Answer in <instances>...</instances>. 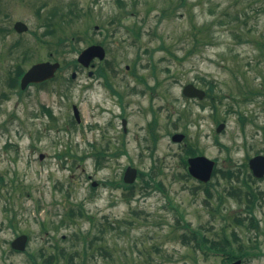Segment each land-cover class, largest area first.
Masks as SVG:
<instances>
[{
	"label": "rangeland",
	"instance_id": "374dc122",
	"mask_svg": "<svg viewBox=\"0 0 264 264\" xmlns=\"http://www.w3.org/2000/svg\"><path fill=\"white\" fill-rule=\"evenodd\" d=\"M124 2L0 0V28L7 29L0 32V264H71V258L76 264H227L196 245L201 236L227 238L245 254L242 264H264V178L251 183L260 193L254 210L259 227L249 220L238 224L250 213L227 193L231 186L245 189V165L264 155V58L257 44L264 42V0ZM50 12L55 33L45 36ZM16 21L26 23L28 32L14 31ZM139 28L135 39L128 30ZM16 41L32 49L25 70L50 60L52 52V61L61 64L55 78L23 92L10 89L8 70L17 55L8 51ZM91 44L107 54L90 68L117 69L108 75L125 91V110L101 79L88 78V69L76 64ZM209 82L216 85L212 92ZM187 84L208 97H185ZM256 90L261 93L250 94ZM152 119L158 124L155 145L148 130ZM220 123L225 127L217 132ZM175 133L184 134V141L173 142ZM110 139L113 156L98 164L91 143L105 146ZM122 147L124 153H116ZM191 153L215 160L216 169L235 170L239 179L217 173L206 184L198 182L184 163ZM128 165L143 175L125 192L117 183ZM93 181L100 183L95 191ZM20 234L29 237L27 249L15 253L10 242ZM84 238L95 240L86 254Z\"/></svg>",
	"mask_w": 264,
	"mask_h": 264
},
{
	"label": "trees",
	"instance_id": "16d2710c",
	"mask_svg": "<svg viewBox=\"0 0 264 264\" xmlns=\"http://www.w3.org/2000/svg\"><path fill=\"white\" fill-rule=\"evenodd\" d=\"M119 5L123 6L124 5V2L122 0H117ZM187 4V0H180V4L181 6H185ZM177 5L176 7H171L169 9V12H173V11H176V9L178 8ZM2 12V11H1ZM164 16H167V11H164L162 16H161V19L164 18ZM50 20V18H49ZM48 20V21H49ZM50 26V25H48ZM48 33H50V30L48 31ZM21 43L20 42H17L14 47L15 48H19V45ZM257 44L259 46V50H260V54L262 55V57L264 58V42L262 41H257ZM27 60V58H24V59H20V60H17V63L14 65L13 68L9 69L8 71V79L6 81V85L10 88V89H18L19 87V79L21 78V76L23 75L24 73V68H23V63H25ZM209 84H211V92L213 91V88L216 86L213 82H209ZM264 86V85H263ZM261 91L260 90H256L255 92L251 91V95H258L260 94ZM4 96L6 94L2 93ZM213 109L216 110V106L213 105ZM184 162L185 164L187 163L186 160L184 159ZM248 168V165H245V168ZM217 173H221L223 178L224 179H227V180H231L232 179H239L240 176H238V173H236L235 170H227V171H222L220 169H216L215 170V173L214 175L216 176ZM246 177H248L247 179H244L243 180V184L245 185V189L242 190L241 187H234V186H231V188L229 189V191H227L228 195L232 196L233 198L237 199L239 202H241L242 204H244L245 206V209L247 210L248 213H250L249 217L248 216H241V217H238L237 222L239 225H244L246 220H249L250 221V224L254 227H259V224L256 220V217L254 216V210L256 208V204L259 203V194L258 192H256L254 189H253V186L251 185L252 182H256L257 180L255 178H253V176L251 175V173H247L245 174ZM209 196L210 193L208 192ZM79 214L83 215L84 214V209L82 207H79L78 209H75ZM75 210L73 209L72 210V217L75 215ZM104 225L102 224V227ZM106 226V225H105ZM194 233H192L193 235ZM197 235V234H195ZM235 237H236V234H234ZM195 238V237H193ZM84 240V247H85V250H84V253L86 254L88 252V249L87 247L89 246V248L91 249V247L93 249H95L94 247V244H95V240H91V241H88L86 238L83 239ZM199 242H197V246L200 247L201 250L204 251V253L206 255H210V254H207L208 252L213 254V255H220L223 257V260L225 263H228L229 261L233 260V259H236V258H243L245 256V254H240L239 252L236 251V249H234L232 247V244L231 242H229V240L227 238H225L224 240L222 241H211L209 239H206L205 237L201 236L198 238ZM97 249V247H96ZM34 258V257H33ZM87 258V255H85L84 257H82L83 260H85ZM71 264H76L74 263V260L71 258Z\"/></svg>",
	"mask_w": 264,
	"mask_h": 264
},
{
	"label": "water",
	"instance_id": "95a60500",
	"mask_svg": "<svg viewBox=\"0 0 264 264\" xmlns=\"http://www.w3.org/2000/svg\"><path fill=\"white\" fill-rule=\"evenodd\" d=\"M15 28L19 32L28 30V26L23 22H17ZM104 49L101 46H91L87 48L80 56L79 61L85 65H88L95 56H99L101 59L104 58ZM59 63L51 64L50 62L39 63L34 65L21 80V88L24 90L30 83H41L45 80L51 79L55 76ZM184 95L190 98L199 97L203 99L206 95L205 91L196 88L194 85L189 84L184 88ZM225 124H220L217 131L220 132L224 128ZM173 141L181 142L184 139V135L176 134L173 136ZM189 171L190 174L201 182H208L213 174L215 162L208 159L205 156H198L189 159ZM250 169L257 178L264 177V156L257 155L249 161ZM138 175V171L135 168L128 167L125 173V181L127 183L135 182ZM27 236H19L12 244L13 248L17 250H25L27 243ZM233 264H241L238 260Z\"/></svg>",
	"mask_w": 264,
	"mask_h": 264
},
{
	"label": "flooded vegetation",
	"instance_id": "af4514ba",
	"mask_svg": "<svg viewBox=\"0 0 264 264\" xmlns=\"http://www.w3.org/2000/svg\"><path fill=\"white\" fill-rule=\"evenodd\" d=\"M99 26H95V29L96 30H99ZM13 29H14V27H13ZM131 34H133V37L136 39V37H140V35H141V29L139 28V29H137V32H135L134 31V29H130V30H128ZM57 46H59V45H57ZM104 47V46H103ZM73 48V47H72ZM76 47H74L73 48V50L75 49ZM59 49H61L60 47H58L57 48V52H58V54H60L59 53ZM104 49H105V52H106V54H107V50H106V48L104 47ZM49 57H52L53 56V53L52 52H49ZM96 60V59H95ZM100 62H103V61H100ZM79 66H81V65H79ZM127 72H128V74H132L133 76H134V71L135 70H133V69H130V67L128 66L127 68ZM118 71H117V69H115V68H109V67H102V66H100V67H98V66H96V64H94V67L93 68H90V69H88L87 70V77L88 78H92V79H101L102 81H103V84H102V86L108 91V93L111 95V96H113V97H116L117 98V100H118V103H119V105L121 106V108L123 109V110H125V97H126V95H125V91L124 92H121L120 90H118L116 87H115V85L114 84H112V82H111V80H110V75H108V74H111V76H114L116 73H117ZM114 74V75H113ZM76 77H77V75L75 76V79H76ZM135 77V76H134ZM139 79V78H138ZM129 91L130 92H133L134 91V87H132V88H129ZM198 100V99H197ZM74 107H75V114H74V112H73V116H74V118H75V120H76V122L78 123V124H80L81 122H82V116H81V112H80V109H79V107L77 106V105H74ZM76 112H77V115H76ZM101 112L102 111H98V114L100 115L101 114ZM121 114H122V112H121ZM124 114H125V112H124ZM123 114V115H124ZM122 115V116H123ZM150 124L152 125V130H151V128L150 127H148V130H149V138H150V140L153 142V144L155 145V143H156V141H157V139L159 138L158 137V135H157V126H158V124L156 125V127H155V123H154V121H153V119H152V121L150 122ZM92 126H95V124H93ZM121 127H122V130H123V133H127L128 132V121H127V119L123 116L122 117V121H121ZM117 140H118V142H119V139L117 138ZM97 144V142H93V143H91V147H92V149H94L93 151V154H92V152H91V156L92 157H95L96 158V161H97V163L98 164H101V161H103V160H105L106 159V157H109V158H111L112 156H113V153H112V151L110 150L111 149V145H112V141H111V139H110V142L109 143H107L105 146H100V145H96ZM157 144V143H156ZM119 146H121V142L118 144ZM124 146V145H123ZM148 150H151V151H154V148H155V146L153 147V146H151V145H149V146H147L146 147ZM117 150H120V147H118V148H116ZM122 151H119V152H116V153H119L120 155L122 154V153H124V151H123V147H122V149H121ZM110 153H112V154H110ZM108 155V156H107ZM118 155V154H117ZM128 167V166H127ZM126 167V168H127ZM126 168H125V170H126ZM98 187V185L95 187V189ZM11 243H12V241L10 242V246H11ZM15 253H17L16 251H14Z\"/></svg>",
	"mask_w": 264,
	"mask_h": 264
}]
</instances>
